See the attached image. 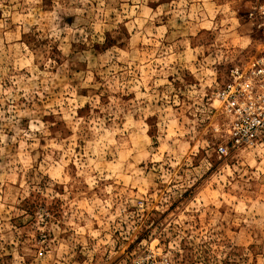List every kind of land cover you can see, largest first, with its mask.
<instances>
[{
	"label": "rangeland",
	"instance_id": "374dc122",
	"mask_svg": "<svg viewBox=\"0 0 264 264\" xmlns=\"http://www.w3.org/2000/svg\"><path fill=\"white\" fill-rule=\"evenodd\" d=\"M262 4L0 0V264H264V140L215 101Z\"/></svg>",
	"mask_w": 264,
	"mask_h": 264
},
{
	"label": "built area",
	"instance_id": "2783aa9c",
	"mask_svg": "<svg viewBox=\"0 0 264 264\" xmlns=\"http://www.w3.org/2000/svg\"><path fill=\"white\" fill-rule=\"evenodd\" d=\"M256 13L264 19V4ZM263 37L256 56L239 63L228 72L226 82L218 88L215 101L228 117L231 147H251L264 140V23ZM222 154L225 147H219Z\"/></svg>",
	"mask_w": 264,
	"mask_h": 264
},
{
	"label": "bare ground",
	"instance_id": "6f19581e",
	"mask_svg": "<svg viewBox=\"0 0 264 264\" xmlns=\"http://www.w3.org/2000/svg\"><path fill=\"white\" fill-rule=\"evenodd\" d=\"M259 6H260V5H259ZM259 6H258V7H259ZM258 7H257V8H258ZM256 10H257V9H256ZM263 17H264V16H263ZM262 23H264V19H262ZM262 26H263V25H262ZM228 133H229V132H228ZM220 147H223V146H220Z\"/></svg>",
	"mask_w": 264,
	"mask_h": 264
}]
</instances>
